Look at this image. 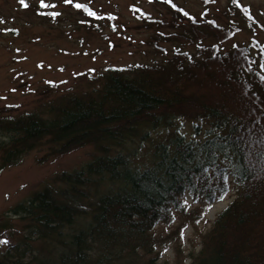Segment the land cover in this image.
Wrapping results in <instances>:
<instances>
[{
  "label": "trees",
  "instance_id": "16d2710c",
  "mask_svg": "<svg viewBox=\"0 0 264 264\" xmlns=\"http://www.w3.org/2000/svg\"><path fill=\"white\" fill-rule=\"evenodd\" d=\"M169 5L172 21L152 19L149 45L162 54L161 42L197 46L195 52L109 68L95 79L99 88L43 113L0 110V171L41 146L56 157L86 147L96 152L82 169L56 178L61 189L36 192L13 209L23 234L0 264H22L26 255L47 264L34 250L47 241L57 246V259L48 264H158L167 239L204 219L232 191L235 198L202 234L190 264H264V74L251 46L222 51L236 25L199 20ZM234 5L240 0H232L233 13ZM211 38L217 43L205 45ZM179 118L197 122L198 134L206 125L205 139L188 141L176 131L155 147L149 166L136 167L125 149L141 129L171 128ZM187 197L198 208L189 211ZM176 212L187 222L167 238L157 235Z\"/></svg>",
  "mask_w": 264,
  "mask_h": 264
},
{
  "label": "rangeland",
  "instance_id": "374dc122",
  "mask_svg": "<svg viewBox=\"0 0 264 264\" xmlns=\"http://www.w3.org/2000/svg\"><path fill=\"white\" fill-rule=\"evenodd\" d=\"M44 3L50 7H41L40 0H0L3 21L0 23V110L8 108V114L13 116L43 113L52 103L99 88L100 82L95 79L109 68L155 64L171 58L177 51L195 52L197 46L161 42L160 46L166 50L162 54L149 45L156 31L152 19L172 21L169 3L199 20H214L225 27L236 25L239 31L221 45L222 51L236 45L251 46L255 67L264 74V0H240V6L234 5V13L232 0H72V3L44 0ZM78 3L86 8H76ZM216 43L214 38L204 42L205 45ZM174 122L171 128L141 129V135L125 149L136 167L149 166L155 147L167 145L176 131L188 141L205 139L206 125L198 134L197 122L185 118ZM48 148L38 147L18 166L0 171V241H7L0 243V259L20 243L23 234L24 224L13 209L29 201L36 192L61 189L55 182L60 174L80 170L96 156L92 147L61 157L48 156ZM234 198L232 191L210 207L201 221L193 224L188 220L183 229L184 239L181 233L167 239L158 264H190L191 256L202 247V234ZM185 206L191 211L199 204L187 197ZM175 217L172 225L158 227L157 235L167 238L187 222L180 213L176 212ZM43 244L44 249L36 244V253L43 255L41 258L47 264L55 261L57 246L51 241ZM22 264L40 263L26 255Z\"/></svg>",
  "mask_w": 264,
  "mask_h": 264
},
{
  "label": "snow or ice",
  "instance_id": "6c2138e0",
  "mask_svg": "<svg viewBox=\"0 0 264 264\" xmlns=\"http://www.w3.org/2000/svg\"><path fill=\"white\" fill-rule=\"evenodd\" d=\"M21 2H23V0H21ZM65 2L66 3H72V0H65ZM169 2H171V0H169ZM40 6L41 7H45V8H47V7H50V5L49 4H46V3H44V0H40ZM76 6V8H81V7H83V5H81V4H76L75 5ZM90 15H95V13H89ZM54 15H59V13H55ZM0 23H3V21L2 20H0ZM199 222V221H198ZM181 239L183 240L184 239V234H183V230H182V232H181ZM0 243H7V241H0ZM165 251H167V249L165 250Z\"/></svg>",
  "mask_w": 264,
  "mask_h": 264
}]
</instances>
